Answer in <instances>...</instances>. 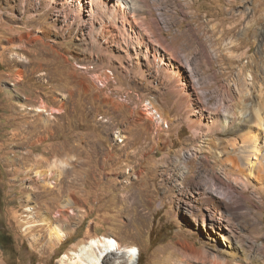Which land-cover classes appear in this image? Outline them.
<instances>
[{"label":"rangeland","instance_id":"1","mask_svg":"<svg viewBox=\"0 0 264 264\" xmlns=\"http://www.w3.org/2000/svg\"><path fill=\"white\" fill-rule=\"evenodd\" d=\"M49 2L0 0V264H68L101 236L137 264H264V0H130L102 32Z\"/></svg>","mask_w":264,"mask_h":264},{"label":"bare ground","instance_id":"2","mask_svg":"<svg viewBox=\"0 0 264 264\" xmlns=\"http://www.w3.org/2000/svg\"><path fill=\"white\" fill-rule=\"evenodd\" d=\"M49 4H51V6H54L50 7V9L55 8L59 13L58 16L63 17L64 23H66V25L72 26L76 22L84 24L86 18L89 25L93 26L96 22L100 24L101 32L103 31V28L105 27L107 22H109L108 18H106L107 16L113 17L114 19L118 14H122L123 16L128 17L129 15L131 16L132 13L130 0H50ZM132 20H134L133 15ZM134 22L132 21L133 29L135 27L134 25H136L137 23L135 20ZM106 27H108V25H106ZM146 50L147 48L143 50L142 47L132 49H124L121 46L110 47V51L113 53L116 51H123L127 53L132 51V59L135 56L136 58H138V62L140 58L147 57ZM166 72L175 83V86L180 90L184 85L180 75L176 72V70L168 69ZM196 103L201 105V110L203 111V113H201L204 115V110L202 108H205V104L199 101H196ZM195 112L200 113V110L196 109ZM215 112V116L211 117L213 119L212 122L220 118H226V115L220 114L221 110L215 109ZM203 115L200 119L201 121L199 120V122L193 123L197 126L199 125V123H202ZM260 151L261 149H254L251 155L255 156H251L253 157L252 159L257 161L256 157H258L257 155L260 153ZM255 163L256 162H252V166H254ZM232 187L233 186L230 185V188ZM204 191L206 192L200 191V194H205L206 203L208 205H211V207H214L216 211L218 210L219 212H221L222 209L226 208L230 212V214H233L235 216L237 215V217L242 215L243 201L241 199L230 198V200H226L220 196L209 194V192H207L208 190ZM225 201L227 202V204ZM71 202L72 201L69 200L68 203L63 207L66 208V206L72 205L73 202ZM211 219H213V222L211 223L212 227L217 228L219 231H224V234L222 233L223 239L227 241L230 246L234 245L232 242V231L229 229V231L226 232L225 230V226L227 223L224 218L222 216L218 217L217 222L216 219ZM51 236H53L57 240H63L65 237V232L61 229V226L55 225L52 228ZM233 250H235V248H233ZM139 254L140 251L136 247H124L121 245L120 241L114 237L101 236L99 238L88 239L78 248L76 252L72 253V259L69 255L65 254L63 256V260L68 261V264H137L140 257ZM231 261L232 263H229L227 261L222 262L218 259H215L211 262V264H248L246 262L240 263V261L234 258H232Z\"/></svg>","mask_w":264,"mask_h":264},{"label":"trees","instance_id":"3","mask_svg":"<svg viewBox=\"0 0 264 264\" xmlns=\"http://www.w3.org/2000/svg\"><path fill=\"white\" fill-rule=\"evenodd\" d=\"M9 238V237H8ZM8 244V240L4 237V234H0V246H3Z\"/></svg>","mask_w":264,"mask_h":264},{"label":"built area","instance_id":"4","mask_svg":"<svg viewBox=\"0 0 264 264\" xmlns=\"http://www.w3.org/2000/svg\"><path fill=\"white\" fill-rule=\"evenodd\" d=\"M115 137L117 138L118 143H120V144H123L124 143V138L121 137L119 134L118 135H115Z\"/></svg>","mask_w":264,"mask_h":264},{"label":"crops","instance_id":"5","mask_svg":"<svg viewBox=\"0 0 264 264\" xmlns=\"http://www.w3.org/2000/svg\"><path fill=\"white\" fill-rule=\"evenodd\" d=\"M142 138V137H141Z\"/></svg>","mask_w":264,"mask_h":264}]
</instances>
